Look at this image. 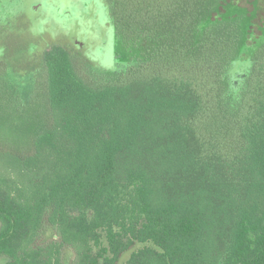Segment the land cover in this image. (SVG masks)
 Wrapping results in <instances>:
<instances>
[{
  "label": "trees",
  "instance_id": "1",
  "mask_svg": "<svg viewBox=\"0 0 264 264\" xmlns=\"http://www.w3.org/2000/svg\"><path fill=\"white\" fill-rule=\"evenodd\" d=\"M36 1L0 0L4 264H264V0L99 1L112 69Z\"/></svg>",
  "mask_w": 264,
  "mask_h": 264
},
{
  "label": "rangeland",
  "instance_id": "2",
  "mask_svg": "<svg viewBox=\"0 0 264 264\" xmlns=\"http://www.w3.org/2000/svg\"><path fill=\"white\" fill-rule=\"evenodd\" d=\"M55 1V0H53ZM99 1L102 0H94V2L89 3L90 11H92L91 16L88 17L90 13L87 12L85 15L83 13L82 8H79V10L76 8V11L73 13V6L66 0L63 1L62 3V10L61 14L64 13H72L74 18H79L81 16L86 23V30L87 33L92 36L90 39V48L87 50V55L95 62L96 65H98L101 68L104 69H112L116 65V46H115V37L113 34V31L110 29H107L105 26V22L103 20H100V18H96L97 16V11L101 9V4ZM85 17H84V16ZM104 15V14H103ZM41 30L40 32H45L46 27L45 25L47 24L46 21L41 20ZM73 26V24H71ZM47 37L50 39V37L47 35ZM19 40H28L30 39L26 32L24 30L20 31L19 34ZM81 39V38H80ZM86 41V39L84 40ZM81 51H84L82 49ZM16 143L12 144H1L0 143V175L1 176H6L15 181L16 183L19 184L20 187L23 188H29L28 184V172L25 168V166H20L19 163L16 162H8L6 161V158L3 157L6 153H13L16 154L13 151L20 150L17 145H14ZM13 145V146H12ZM33 145H30L32 147ZM16 147V148H15ZM14 149V150H12ZM31 149V148H30ZM12 150V151H11ZM6 151V152H5ZM26 152H31L26 151ZM5 153V154H4ZM26 153V154H29ZM25 154V153H24ZM144 246L143 244H137L134 248L131 250H128L123 253L122 257L120 258V261L117 264H125V262L129 259L131 253L133 250ZM8 260L7 257H0V264H4Z\"/></svg>",
  "mask_w": 264,
  "mask_h": 264
},
{
  "label": "flooded vegetation",
  "instance_id": "3",
  "mask_svg": "<svg viewBox=\"0 0 264 264\" xmlns=\"http://www.w3.org/2000/svg\"><path fill=\"white\" fill-rule=\"evenodd\" d=\"M65 0H37L33 5V11L34 15L33 17L35 19H38L41 24V20H44L47 22L45 25L46 32L51 31V36L56 37L59 32L54 33L55 29L58 28L60 31H63L67 37H69L70 42L79 39L80 33L85 34L87 30L83 29L81 30V21H84V19L79 16V18H74L73 14L71 13H64L61 14L62 10V3ZM73 6V13L76 11V8L79 10V8H86L87 1L83 0H66ZM56 11V15L54 16L52 13ZM86 12V11H85ZM84 13V11H83ZM87 13V12H86ZM86 13H84L86 15ZM90 13L88 17H91ZM84 16V15H83ZM85 17V16H84ZM73 24V26L71 25ZM54 27V28H53ZM81 30V31H80ZM58 31V30H57ZM49 33V32H48ZM53 34H56L55 36ZM58 37V36H57ZM89 44H84L82 47H85L88 49Z\"/></svg>",
  "mask_w": 264,
  "mask_h": 264
}]
</instances>
